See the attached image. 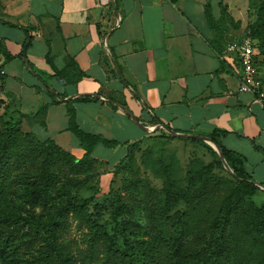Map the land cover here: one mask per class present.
<instances>
[{"label": "crops", "instance_id": "0c3cea01", "mask_svg": "<svg viewBox=\"0 0 264 264\" xmlns=\"http://www.w3.org/2000/svg\"><path fill=\"white\" fill-rule=\"evenodd\" d=\"M4 2L0 18L19 20L15 27L0 24V38L21 47L11 54H21L27 35L32 42L26 57L5 64L2 111L21 121L26 132L60 146L54 137L68 129L66 102L96 98L75 104L80 127L120 143L115 149L99 145L93 153L103 163L100 173L109 168L99 177L100 187L111 184L114 167L126 156V143L170 132L208 137L221 130L227 132L223 145L245 157L248 173L264 191V104L240 91L238 67L217 53L206 19L209 3L215 17L221 16L222 0ZM4 63L0 52V66ZM70 63L84 74L76 85L55 76V69L66 70ZM67 74L72 80L78 77L75 69ZM27 76L35 81L28 84ZM49 90L58 100L67 97L50 105L44 128L25 116L52 102ZM124 135L125 142L119 140ZM72 136L74 156L82 159L85 151ZM101 148L111 154L95 157Z\"/></svg>", "mask_w": 264, "mask_h": 264}, {"label": "trees", "instance_id": "16d2710c", "mask_svg": "<svg viewBox=\"0 0 264 264\" xmlns=\"http://www.w3.org/2000/svg\"><path fill=\"white\" fill-rule=\"evenodd\" d=\"M252 1L259 2L257 19L246 37L258 41L259 65L264 73V0ZM205 14L215 33L213 46L221 56L226 45L223 41L226 8L222 3L221 16L217 19L209 3ZM0 24L15 27L1 18ZM31 42L32 38L27 35L18 56L2 51L5 63L0 66L1 87L6 81L5 64L17 57H26ZM47 59L51 61L49 56ZM70 69L78 73L74 80L68 77ZM55 70V76L67 84L76 85L84 77L73 63L66 70ZM48 93L52 102L25 116L44 128L50 105L61 104L67 97L60 95L62 100H58L51 90ZM95 100L82 96L66 102L67 131L85 151L82 159H77L54 140H41L32 132H23L20 124L6 121L2 112L4 101L0 100V264L11 261L17 264H264V205L258 207L251 201L261 188L248 173L245 157L223 145L222 137L227 132L221 130H215L207 138L219 148L231 169L229 175L237 185L228 190L219 208L209 213L212 198L227 189V182L213 172V166L194 160L183 181L175 157L158 158L146 165L164 182L158 199L151 191L147 192L154 196L153 204L147 205L154 229L148 234V242L138 240L145 230L131 217L127 218L135 211L134 205L111 189L124 165L134 162L135 151L145 142L186 139L154 135L126 143V156L114 167L108 203L115 227L114 234H109L103 223L105 209L97 200L102 193L97 180L103 163L94 159L93 153L99 145L115 149L120 143L85 132L77 121L75 109L77 102ZM187 140L203 144L217 167L225 170L211 146L198 139ZM139 182L132 179L134 188H140ZM86 189L93 195L84 197L82 191ZM73 222L90 231L87 254L81 258L74 254L76 243L65 236ZM120 237L125 241V250L118 247ZM23 252L33 260H25Z\"/></svg>", "mask_w": 264, "mask_h": 264}, {"label": "rangeland", "instance_id": "374dc122", "mask_svg": "<svg viewBox=\"0 0 264 264\" xmlns=\"http://www.w3.org/2000/svg\"><path fill=\"white\" fill-rule=\"evenodd\" d=\"M4 1L6 0H0V8L5 3ZM222 3L226 8L223 41L228 45L230 43L245 38L251 33L257 19L256 6L259 2L252 0H222ZM12 19L14 21L8 20L5 22L15 25L19 23L18 18L13 17ZM19 50L21 51V47H18L14 44H9L7 41H4L0 38V52L7 51L10 54H13V52L16 53ZM36 72L48 84H52L51 80L47 77H43L40 71ZM24 81L29 84V82L32 83L35 80L31 79L30 76H27ZM44 104L45 103L41 104L39 107ZM3 113L5 115L6 121L11 122L12 124L18 123L21 125V121H18V119L17 121H14L13 119L9 118V115L6 112ZM26 130L27 129H24L23 132H26ZM54 138L58 142H60V146L75 155L73 151V136L69 131H61L60 136H56ZM187 139L188 138L176 140L162 139L152 141L150 140L145 142L140 148L135 151L134 162L132 164L130 162H127L124 165L123 170L120 172V176L116 178V181L112 186L111 190L114 192V194L120 195L123 197L124 200L132 202L135 207V211L133 212V214L127 215V218L131 217L134 222L139 223V225H141L142 228L145 230V232H142L141 235H139V241L148 242L150 239L148 234L149 232H151L152 229H154V221L152 218H150L149 212L147 210V205H149L150 207L153 204L152 199H154V196L148 195L147 192L151 191V194L154 193L156 195L155 198L158 199L157 197H159L160 191L163 189L164 186V182L161 179L156 178L152 171L147 168L146 165H150V162L158 158L168 160L171 157H175L181 169V178L183 181L186 178L187 168L192 161L198 160L201 164L205 166H213V172L218 177L224 179L227 182V189L223 193L216 195L212 198L209 204L210 206H208L209 213L211 211H214V209L219 208L224 198L228 194V190L233 189L237 185L235 181H233L232 177L229 175V173H231V169L229 171L226 168L225 170H222L217 167L214 162L213 156L203 144L195 143ZM119 140L125 142L126 135H124V137H119ZM202 142L206 143L205 141ZM79 149L82 150V147H79ZM109 154H111L109 153V150L101 148V152L95 154V157L106 158ZM108 170V167H102L101 173H106ZM134 178L140 181V188H134V185L132 184V179ZM97 181L100 180L98 179ZM109 193L110 185L107 184L102 187V193L98 195L97 200L105 209L103 212V223L106 227V231L109 234L113 235L115 223L112 217L111 206L108 203V201L110 200V198L108 197ZM82 195L84 197H90L91 195H93V193L92 191H88V189H86L82 191ZM251 201L258 207L263 206L264 191H259L253 198H251ZM25 231H27V228L25 229ZM89 234L90 231L88 229L83 226L80 227L76 222H73L70 231L65 235L68 241H73V243H76L77 246L74 248V254L79 256L80 258L84 257L87 254L86 250L88 248V240L90 237ZM117 242L118 247L121 250H125V241L121 237L118 238ZM21 255L25 258V260L31 259L29 254H24L23 252ZM10 263L17 264L15 261H11L9 262V264Z\"/></svg>", "mask_w": 264, "mask_h": 264}, {"label": "built area", "instance_id": "2783aa9c", "mask_svg": "<svg viewBox=\"0 0 264 264\" xmlns=\"http://www.w3.org/2000/svg\"><path fill=\"white\" fill-rule=\"evenodd\" d=\"M258 41L245 37L226 46L221 58L238 67L240 91L253 95L264 104L263 74L259 65Z\"/></svg>", "mask_w": 264, "mask_h": 264}, {"label": "water", "instance_id": "95a60500", "mask_svg": "<svg viewBox=\"0 0 264 264\" xmlns=\"http://www.w3.org/2000/svg\"><path fill=\"white\" fill-rule=\"evenodd\" d=\"M170 134H171L172 136H176V137L194 138V139H198V140L205 141L206 143H208V144H209V145H210V146H211V147H212V148L218 153V155L220 156V158H221V160H222V162H223L225 168L228 169V170L230 171V168H229L228 164L226 163V161H225L223 155L221 154L219 148H218L214 143H212L207 137L195 136V135H190V136H179V135H176V134H174V133H172V132H170Z\"/></svg>", "mask_w": 264, "mask_h": 264}]
</instances>
